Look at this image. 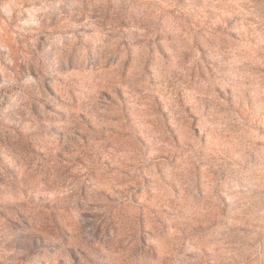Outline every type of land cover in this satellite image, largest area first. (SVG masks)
<instances>
[{
	"label": "clouds",
	"instance_id": "9594fccd",
	"mask_svg": "<svg viewBox=\"0 0 264 264\" xmlns=\"http://www.w3.org/2000/svg\"><path fill=\"white\" fill-rule=\"evenodd\" d=\"M0 264H264V0H0Z\"/></svg>",
	"mask_w": 264,
	"mask_h": 264
},
{
	"label": "rangeland",
	"instance_id": "374dc122",
	"mask_svg": "<svg viewBox=\"0 0 264 264\" xmlns=\"http://www.w3.org/2000/svg\"><path fill=\"white\" fill-rule=\"evenodd\" d=\"M117 94H118V95H123V90L118 89V90H117ZM105 95H106L109 99H111L110 94L105 93ZM181 119H182V117H180L179 115H176V120H177L178 122H179Z\"/></svg>",
	"mask_w": 264,
	"mask_h": 264
}]
</instances>
